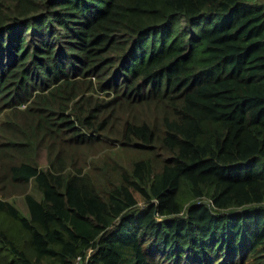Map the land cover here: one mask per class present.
Here are the masks:
<instances>
[{
    "label": "trees",
    "instance_id": "trees-1",
    "mask_svg": "<svg viewBox=\"0 0 264 264\" xmlns=\"http://www.w3.org/2000/svg\"><path fill=\"white\" fill-rule=\"evenodd\" d=\"M93 78L116 96L85 95ZM7 96L36 139L10 143L4 172L39 196L27 214L0 198V264H264V2L0 0ZM120 101L158 113L119 141L163 151L157 168L139 157L100 187L60 151L31 162L37 132L112 138L100 109Z\"/></svg>",
    "mask_w": 264,
    "mask_h": 264
},
{
    "label": "rangeland",
    "instance_id": "rangeland-1",
    "mask_svg": "<svg viewBox=\"0 0 264 264\" xmlns=\"http://www.w3.org/2000/svg\"><path fill=\"white\" fill-rule=\"evenodd\" d=\"M264 2V0H259ZM79 88L84 91L85 95L94 96L97 101H106L117 93L113 88L101 90L97 86V80L93 78L90 85L89 80H83ZM48 90L45 91L47 93ZM7 97L0 99V198L13 202L24 214L27 209L24 201V193H34L39 196V192L32 180L27 184H16L11 182L9 176L4 172L3 162H9L8 157L3 156V151L13 153L15 156H22L21 153L14 150H8L11 142H25L34 140L35 135L32 130L31 120L36 119V114L27 103L13 105L7 103ZM34 98V97H33ZM72 106V101L69 103ZM102 114H111L114 117L115 125L111 127L112 132L107 133L112 138H97L94 140H85L78 144L76 141L60 134L57 138H52L44 132H37V137H44L40 144H35L34 149H28L30 160L38 167L47 168L50 161L60 151L59 156L64 158L66 167L72 165L81 166L92 177L96 185L104 187L109 179L118 181L120 170H129L133 160L139 157H149L155 168L161 164L163 151H140L133 147L122 145L120 141L121 123L130 120V114L141 120L153 121L158 113H153L148 109H141L138 106H128L120 101L111 105L101 107ZM75 119V116H72ZM42 140V139H41ZM29 148V147H28ZM154 153V154H153ZM165 154V152H164ZM141 200V196L137 194ZM142 205V202H139ZM78 264H82L81 262Z\"/></svg>",
    "mask_w": 264,
    "mask_h": 264
},
{
    "label": "built area",
    "instance_id": "built-area-1",
    "mask_svg": "<svg viewBox=\"0 0 264 264\" xmlns=\"http://www.w3.org/2000/svg\"><path fill=\"white\" fill-rule=\"evenodd\" d=\"M88 255H89V251L86 253L85 258H87ZM85 258H84V259H85ZM81 260H82V257H81V256H78V257L76 258V263H79Z\"/></svg>",
    "mask_w": 264,
    "mask_h": 264
}]
</instances>
